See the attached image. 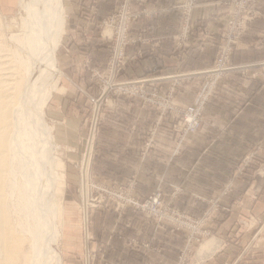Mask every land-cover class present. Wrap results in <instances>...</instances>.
<instances>
[{
    "label": "rangeland",
    "instance_id": "1",
    "mask_svg": "<svg viewBox=\"0 0 264 264\" xmlns=\"http://www.w3.org/2000/svg\"><path fill=\"white\" fill-rule=\"evenodd\" d=\"M100 1L64 0L66 25L57 52L58 66L63 76L59 79L61 90L59 93H54L53 98H57L59 94L64 92L63 83L67 76L66 84L68 88H75V91L78 89V95L81 94L86 99L84 105H86L88 123L86 134L82 138L80 137L81 143L72 134L75 139H72L64 148L58 142V138H54V134H56L55 132L59 127L56 122H60V120L49 116L48 106L44 109L45 119L52 127L53 148L59 160L63 161L66 167V185L62 197H59L61 215L58 218V221H60L58 224L60 223L59 225L65 230V238L60 246L64 264H206L208 256L207 259L199 258L198 252L200 247L209 239L221 241L215 234L213 226L220 216L222 198L237 186L238 181L243 179L252 163L260 160L258 156L264 154V146L262 144L256 146L257 143L253 147L249 146L246 154L239 159L233 177L224 186L223 195L222 192L216 196L205 194V190L209 187V181L205 179L199 183L196 177L189 173L190 170L188 169H184L181 181H175L171 176L168 178L172 180L167 179L160 185L158 181H155L153 184L150 183V186L139 187V182L135 178L125 181L113 180L95 166L97 160L95 159L96 144L99 128H101V116H98V113L104 109L114 107L113 103L120 106L119 100L122 97L137 100L136 104H140L144 108L147 107L151 111H158L160 114L159 120H163L164 124L171 126L172 131L177 132V150L179 151L191 137L201 134L208 124L207 122L211 118L208 105L213 96L221 100L223 96L225 100L229 98V106L231 105L235 112L238 111L240 106H238L237 101H234L232 95L237 93L236 97H238L239 90H234L235 93L226 90L224 92L218 86L219 81L222 79V35L228 27L242 30V38L236 46L237 48L244 40L250 26L257 23L260 27H257L258 31L255 32L259 34L257 42L262 48L264 45V0H224L223 4L229 8V11L222 25L223 30L217 40L218 48L215 58L209 68L150 78H129L127 75L130 68L138 65L139 60L144 57L142 47L147 46L145 49L148 48L151 53L158 56L161 54L164 39L151 36L150 24L145 25L140 32V36L132 38L130 35L135 24H145L147 21L152 23L154 13L148 8L150 0H118V3L117 0H108V4L104 5H101ZM203 1L201 0L199 4H192L191 0H179L175 6L176 11L180 12L179 30L172 37L174 54L177 59L183 56L187 44L191 40L192 33L195 30L193 12L202 5ZM18 2L19 0H0V27L2 28H0V33L1 30H4L0 34L2 37H0V40L5 41V44L4 41H0V43H3L0 46L10 50L9 38L16 31L12 26L11 19L15 17L17 19L18 17ZM70 3L77 9L76 18H70L69 16L68 8L72 6ZM68 28H71L73 32L65 39ZM90 30L99 34L107 51L108 56L102 63L92 62L90 64L81 58L75 59L79 51L77 43L83 42V44L90 45L89 51L93 50L91 46L92 39L88 37ZM82 34L83 37H80ZM74 35L76 36L75 39H73ZM72 45L76 46L72 47ZM134 45L139 47L135 54L131 55L129 51ZM69 47H72L71 52L74 61L73 59H70V61L66 59L64 65L63 57L67 56L68 58L66 50ZM235 51L236 49L230 61L233 65L239 66L233 62ZM261 51L264 52L262 49ZM92 58L94 61L96 60L95 57L92 56ZM205 59L208 61L211 57ZM189 74L197 75L193 76L197 79L192 81V84L182 83L177 91L176 83L171 87H162V89L159 87L164 79L168 77L179 79L184 78V76L187 77ZM250 76L253 78L252 80L264 85L263 68L255 70ZM239 86L241 89L245 88L246 83ZM217 102L222 103V101ZM191 109L199 113L197 118L199 126L195 131H192L189 127V111ZM51 119L56 122L51 123ZM107 123L111 124L110 119ZM203 134H205V131H203ZM156 136L155 129H151L141 151L143 157L153 149ZM90 144L92 145L91 151L93 154L91 153L89 162L88 178L84 179L85 176L84 173L82 174L83 170L81 169L84 159L88 156ZM206 147L207 145L204 146V149ZM72 148H78V150ZM105 165V162H102L98 167L106 168ZM187 170L188 172H185ZM257 171L255 169L253 174ZM252 180L253 178H248L242 180L241 183L244 182L249 185L253 182ZM85 187L89 191L88 200H90L87 218L90 231L88 241L97 242L96 246L88 249L89 261L85 260L86 237L84 236L83 224L85 223V198L83 193ZM183 195H190L192 199H180ZM70 215L72 221H74L72 227L71 221L68 220ZM129 224L134 229H129L127 227ZM262 225L264 226V218L259 226ZM142 226H144L143 229ZM151 227L160 231L156 237H161L165 242L160 247L158 244L153 245L147 240L140 239L143 237L142 234L147 237L152 236L150 232L154 230ZM67 238L68 240H66ZM116 238L118 240L119 238L122 239V243L125 244L120 252L125 251L133 254L129 255L133 260H123L124 253L116 258L117 260L110 258L113 251L112 242ZM172 238L174 239L172 240ZM232 240L236 239H230V241ZM230 244L236 248L239 247L237 257L243 255L244 259L242 260L248 262L249 259L247 258L251 257L252 251L264 248V231L259 239H254L243 248L239 243ZM226 246L232 249L229 244H226ZM221 249L222 245L216 254L213 253L214 256L220 254V252L225 253V250L222 251ZM159 251L161 257L150 255L151 253H159ZM148 252L149 254H144ZM214 256L210 257L213 258ZM220 261L218 262L220 263ZM222 263L226 264L227 262L223 261Z\"/></svg>",
    "mask_w": 264,
    "mask_h": 264
},
{
    "label": "crops",
    "instance_id": "2",
    "mask_svg": "<svg viewBox=\"0 0 264 264\" xmlns=\"http://www.w3.org/2000/svg\"><path fill=\"white\" fill-rule=\"evenodd\" d=\"M100 2L101 5L108 4V0ZM178 2L179 0H150L148 8L154 13L152 23L147 21L145 24L138 23L132 27L130 35L132 38H136L140 36L145 25L150 24L151 36L163 38L164 43L159 56L151 53L148 48L145 49L147 46L142 47L144 57L139 60L137 67L132 66L130 68L127 74L129 78L169 76L184 71L192 72L196 69H206L211 66L218 48L217 40L223 30L222 25L229 8L223 4L224 0H204L202 5L193 12L195 30L183 56L177 59L174 54L172 37L179 30L180 12L176 11L175 8ZM70 5L72 6L68 8L69 16L76 18L77 9L73 7V4L70 3ZM257 27H260L257 23L251 25L246 33L247 36L245 35L242 43L236 48L233 62L239 65L241 70L222 77L218 84L219 89L224 92L225 90L231 92L236 89L239 90L238 97H236L237 93L235 92H233L235 95H232L234 101H237L238 106H240L238 111L235 112L232 106H229V98L225 100L223 96L224 99L221 100L213 96L208 105L211 118L203 130L205 134L202 131L201 134L191 137L178 151V134L170 129V125L159 120L158 111L144 108L140 104H136L137 100H132V98L122 97L119 100L120 106L113 103L114 107L98 113V116H101V128H99L96 144L95 159L97 160L95 166L113 180L125 181L135 178L139 182V187L150 186V183L153 184L155 181H158L160 185L167 179L172 180L168 178L171 176L175 181H181L184 169H188L190 170L189 173L195 176L199 183L205 179L209 181V187L205 190V194L216 196L222 192L223 195L224 186L233 177L239 159L246 154L249 146L253 147L256 143V146L261 144L264 146V85L252 80L253 78L250 76L255 70L264 69V52L261 51V49L264 51V45L260 48L261 46L257 42L259 37V34L255 32L258 31ZM67 31L65 39L73 32L71 28H68ZM88 33V37L92 39L93 50H91L92 52L89 51L90 45L83 44V42L77 43L79 51L75 59L81 58L90 64L92 62L102 63L108 56L103 41L99 34L93 30ZM80 37H83V34ZM75 38L74 35L73 39ZM72 47H69L70 50H66L68 58L67 56L63 57L64 65L66 59L67 61L70 59L74 61L71 52ZM138 47V45L132 46L129 53L134 55ZM92 56L96 58L95 61ZM208 57L211 59L207 61L205 58ZM64 75L66 76V74ZM193 76L197 75L189 74L187 77L184 76V78L179 79L168 77L159 87L161 89L162 87H171L176 83L177 91L184 82L192 84V81L197 79ZM66 79L68 80L67 76L63 83L64 92L59 94L57 98L52 97L47 105L49 116L60 120V122H56L51 119L50 122L59 124L54 138L57 137L58 142L64 148L75 137L81 143L80 137L82 138L86 134L88 123L86 105H84L86 99L83 95H78V89L75 91V88H68ZM242 83H246V87L241 89L239 85ZM217 101H222V103ZM109 119L111 124L107 123ZM151 129H155L156 141L153 149L143 157L141 151ZM206 145L207 147L204 149ZM72 149L78 150V148ZM258 158L260 160L252 163L242 179L253 178V182L251 181L252 183L248 185L239 180L237 186L222 198L220 216L213 226L215 234L222 242L214 239V242L209 246L212 247L210 251L198 254L199 258L202 259H207L208 256L206 264H223V261L227 262L226 264H264V248L252 251L247 262L242 260L244 259L243 255L237 257L240 248L230 244L239 243L243 248L254 239H259L264 231V226H259L264 218V160H261L264 159V154L262 156L259 154ZM102 162H105L106 168L98 167ZM255 169L258 171L253 174ZM188 198H191L190 195H183L180 199L187 200ZM68 220L71 221L72 227L74 221H72L71 215L68 216ZM83 224L84 236L86 237L85 260L89 261L88 249L96 246L97 242L88 241L89 225L88 223ZM127 227L134 229L130 224ZM143 228L144 226H142ZM153 230L150 232L152 236L147 237L142 234L143 237L140 239L147 240L153 245L158 244L160 247L165 242L161 237H156L160 231L154 228ZM232 238L236 240L230 241ZM119 240L116 238L112 242L113 251L110 258L116 259L124 253L123 260H133L132 257H129L133 254L125 251L120 252L125 244L122 243V239L119 238ZM226 244H229L232 249L228 248ZM221 245V250H225V253L220 252L214 256L220 250ZM144 254H149V252ZM150 255L161 257L160 251ZM210 256L214 257L211 258Z\"/></svg>",
    "mask_w": 264,
    "mask_h": 264
},
{
    "label": "bare ground",
    "instance_id": "3",
    "mask_svg": "<svg viewBox=\"0 0 264 264\" xmlns=\"http://www.w3.org/2000/svg\"><path fill=\"white\" fill-rule=\"evenodd\" d=\"M18 8L11 19V50L0 46V264H64L65 230L58 218L66 167L44 115L61 90L57 52L66 25L64 0H19ZM91 150L90 144L84 179ZM88 192L85 187V223ZM213 242L207 240L198 254L210 251Z\"/></svg>",
    "mask_w": 264,
    "mask_h": 264
},
{
    "label": "built area",
    "instance_id": "4",
    "mask_svg": "<svg viewBox=\"0 0 264 264\" xmlns=\"http://www.w3.org/2000/svg\"><path fill=\"white\" fill-rule=\"evenodd\" d=\"M191 2L192 4H199L201 0H191ZM242 33V30L235 29L233 27H228L226 31L224 30V33L222 35V77L226 76L229 73L241 70L239 66H235L231 63L230 58L234 50L236 49V46L240 43L239 41L242 38ZM189 116V127L192 131H195L199 126V122L197 121L199 113L196 110L191 109L189 111Z\"/></svg>",
    "mask_w": 264,
    "mask_h": 264
}]
</instances>
